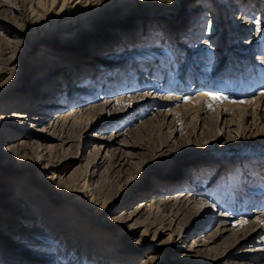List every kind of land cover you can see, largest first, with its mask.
I'll use <instances>...</instances> for the list:
<instances>
[{
  "label": "rangeland",
  "instance_id": "1",
  "mask_svg": "<svg viewBox=\"0 0 264 264\" xmlns=\"http://www.w3.org/2000/svg\"><path fill=\"white\" fill-rule=\"evenodd\" d=\"M2 1L13 6L0 9V63L13 53L21 59L15 58L9 64L20 78L14 86L7 84L4 87V92L15 93V97L1 98L0 102L5 106L0 112L4 109L24 111L25 103L20 104L19 109H14L12 104L24 102L35 89L38 96L50 87L61 95L66 85L62 74L65 78L69 76L70 89L95 84L92 81L85 83L86 78L112 83L107 89H96L93 95L92 92L84 94L87 95L84 102L73 101L61 108H51L39 124L26 118L21 123L22 119L16 118L19 128L39 133L55 119L57 112L78 105L84 109L96 104L100 107L105 102L103 97H128L138 93L147 96L144 103L130 110L112 106L109 112L98 111L93 125L78 131L80 141L77 130L72 131V140L63 147L67 153L78 154V158H72L62 173L55 172L51 176L52 172H44L48 164L46 158L50 155L46 148L42 162L39 166L35 163L40 169L33 168V164L23 168L6 155L0 158V264L64 263L58 261L61 260L57 254L58 243L39 233L42 224L26 222L34 208L40 213L45 210L39 206L41 202L29 196L27 189H23L22 195L17 180L27 181L30 174V178L39 180L46 194L51 195L58 187L65 189L62 181L72 178V174L92 161L97 148L105 160L98 168H92L90 162L87 171H94L87 182L90 187L99 188L100 198L97 199L98 206L87 213L91 220L96 219L94 224H89L92 229L102 230V239L92 244L87 241L89 237L78 241L93 247L90 256L81 244L75 246L81 264H144L149 260L148 255L157 259L152 264H264V237L258 232L260 226H264V59L258 58L264 55V0H81L82 3L78 0H32L38 21L33 25L26 22L27 30L22 29L29 14L27 0H0V3ZM3 10L9 13H3ZM60 10H70V16L83 24L72 20L67 22L72 26L70 31L64 29L56 37L50 36L49 29ZM245 15L248 17L244 18ZM248 18L252 22L246 20ZM259 20L261 32L257 35ZM236 25H242L241 30L246 31L238 33ZM82 26L84 30H81ZM243 39L252 40L242 45ZM212 45H220L217 55L211 50ZM42 49L50 51L51 55L40 51ZM245 50L249 51V60L242 57ZM55 57L59 58L52 60ZM217 58L222 60L220 76L212 67ZM64 60L66 64L62 69L66 68L65 73L49 77L52 67H60ZM152 61L168 62L170 70L165 72L160 66L147 70ZM180 63L186 66L183 76L193 70L196 73L190 80L182 77V81L175 83L174 79H179ZM140 64L146 67L139 77H135L136 70L132 69L139 70ZM232 72L245 73L244 79L250 82L249 85L244 86L239 80L234 84L232 79L237 76L228 74ZM6 74L2 83L11 75ZM155 76H158L157 82L149 81ZM218 79L223 83L219 84ZM125 82L127 84L121 86ZM205 89L210 94L223 91V97L229 102L259 97L258 111L255 116L242 121L232 112L219 114L217 104L222 103L223 97L211 98L206 102L209 106L190 108L185 112L187 114L165 101L168 91L185 94ZM8 141L15 147L26 140L17 136ZM126 142L138 146H125ZM163 144L167 146L160 157L158 151ZM58 152L63 151L59 149ZM118 156H123L129 164L112 169L109 162ZM4 170L12 176L14 172L21 174L6 179L2 175ZM40 175L64 180L55 178L53 184H44ZM211 180L214 181L208 185ZM178 192L193 194L194 201L192 209L174 223L167 225V220H160L154 224L155 228L150 227L144 232L143 225L127 228L136 217L122 222L124 213L135 209L137 202L158 201L162 195L173 202L172 198H176ZM101 198L108 200L106 205L101 204ZM58 199L52 210L68 218L64 211L66 198L60 196ZM109 200H115L117 205L110 208ZM76 207L78 211L85 210L84 204ZM258 209L261 211L254 213ZM158 212L161 216L167 215L166 209L159 207ZM239 217H244L245 223L235 232L233 228ZM80 219L73 215L71 220L81 222ZM139 221L146 222L145 214ZM29 223L36 224L30 228ZM162 226L163 229H159ZM219 230H224L221 236L208 242L210 235ZM28 237L30 242L35 239L34 242L49 244L43 250L48 255L38 256L32 244L23 241ZM111 240L118 248L106 254L107 243ZM189 248L195 251H189ZM67 254L65 251L64 255ZM108 258H114V261L107 262ZM218 258L222 259L218 261Z\"/></svg>",
  "mask_w": 264,
  "mask_h": 264
},
{
  "label": "bare ground",
  "instance_id": "2",
  "mask_svg": "<svg viewBox=\"0 0 264 264\" xmlns=\"http://www.w3.org/2000/svg\"><path fill=\"white\" fill-rule=\"evenodd\" d=\"M79 3H82L81 0H78ZM22 2V1H21ZM25 2V0H24ZM27 3L30 4L29 5V9L28 12L29 14L27 15L24 24L22 25V29L27 30L26 28V22H29V24L31 23V25L35 24L37 20V12L34 10L33 8V3L32 0H27ZM13 5L9 4L6 1H2V3H0V9H5L12 7ZM71 8V7H70ZM67 9V8H66ZM10 10V9H8ZM3 13H9L5 12L4 10L2 11ZM56 17L57 19L54 21L53 26L49 29L50 30V36L54 35L56 37V35L58 33H62L63 30L64 31H70L72 28V26L67 23L70 22L72 20H75V23H79V25L83 24L79 22V19H74V17L70 16L71 12L69 11H65V10H60L59 12L56 13ZM241 16V15H240ZM248 16L245 15L244 18H247ZM264 17V16H263ZM72 18V19H71ZM242 18V17H240ZM237 20V19H236ZM249 21V18L246 19ZM252 22V21H249ZM37 23V22H36ZM260 20L257 21V25H258V29H257V35H259V33L261 32V25H260ZM30 26V25H29ZM69 26V28H68ZM244 26V25H243ZM237 29H238V33L239 32H245L246 30H241L242 25H236ZM84 30V26H82L81 30ZM85 35L84 34H80L81 37H83ZM252 39L249 40H245L243 39V44H249L248 42H250ZM247 41V43H246ZM205 42V41H204ZM208 43V42H207ZM255 43V42H254ZM253 43V45H254ZM220 45H212L211 50L215 51V55H217L220 52ZM40 51H46L45 49H42ZM47 52V51H46ZM248 50L243 51L242 57H247V59L250 57ZM48 54L51 55V52L48 51ZM4 57L6 56L7 52L4 53ZM40 54V53H39ZM46 54V55H48ZM49 57V56H47ZM15 58H19L21 59L20 55H17V53H13L11 56L5 57L2 59L1 63H0V99L4 98V97H15V93L9 92L8 94L6 92L3 91L4 87L7 84H10L12 86H14V84H16L18 82V79L20 78V74H16L12 71V69H10L9 64L13 63L15 61ZM59 57H55L52 60H57ZM258 58H261L262 60L264 59V55H260ZM250 59V58H249ZM248 59V60H249ZM97 60L96 59H93ZM63 61V60H62ZM163 61V60H162ZM56 63V62H55ZM72 63V62H71ZM143 63V62H142ZM160 61H156V62H151L150 66L147 67V70L153 69V67H156V69L160 66L161 69L160 70H164L165 72L169 71L170 69H168V62L166 63L165 61L160 64ZM264 63V60H263ZM47 64V63H46ZM66 64V61L64 60V62L62 63V65L60 67H52L53 70L50 71L51 73L49 74V77H52L53 74H60L64 72V69H62V66ZM222 64V60L220 58H217L215 60V63L212 65L213 69L217 70V76L221 75L222 72H220L222 70V67L220 66ZM141 65V64H140ZM146 67L145 64H142L141 67L139 68V70L137 69H132V70H136L134 73V76H138L140 75V72L144 70V68ZM186 66H182V63L179 64V69H178V76L179 79H174L175 83H178L180 80L182 81V77L186 80H190L191 79V75L196 73V71L189 72L186 73V75L183 76L184 74V70H185ZM143 68V69H142ZM235 70V69H234ZM7 72V74H11L10 77L6 78L5 82H1L2 77L5 76V73ZM65 73V72H64ZM238 72L236 73H228V74H232L237 77L233 78L232 81L235 80L234 84L236 82L242 81L243 85H249L244 79V76H246L245 73H240L239 75H237ZM6 74V75H7ZM99 74V72L94 76L96 77ZM133 75V73H131ZM160 74V73H159ZM161 75V74H160ZM89 76V75H88ZM87 76V77H88ZM159 76V75H158ZM158 76L155 77H151L149 78V81L151 82H157V78ZM177 76V75H176ZM239 76V77H238ZM48 77V78H49ZM62 79H66L65 83V88H63L61 95H59L57 92H55L54 90H51L50 88L45 89V91L43 93H41V95L38 96V91L35 89V91H32L29 93L28 96H26L24 98V102H20V101H15L12 104V107H14V109H19L20 104L25 103L26 104V109L24 111H8V110H1L0 112V158L3 155H6L7 157H9L10 160H15L17 162H19L21 165V167L25 168V166H29L31 164H33V168H36V166L42 162V160L44 159V149H49L50 155L46 158L48 161L47 166H45V173H51L53 176L55 174V172H59L61 171V173L63 172L62 170H64V166L65 168L68 167L71 162L73 161L72 158H78V154L76 153H67L65 151V147H63L65 145L66 142L72 140V137L74 135V132L77 130L81 132V130L83 128H86L88 125H93L94 123V117H96L97 112H103V111H107L109 112V108H111L113 106L114 109H117L115 106H120L119 110L121 108H128L129 110L136 105H139V103H144V101H146V97L147 94H142V93H138L135 96H128V97H123L121 96H117V97H112V98H107V97H103L105 99V102H102V106L97 107L96 105L93 106H89V107H85V109L83 107H80V105L78 106H71L68 107L66 110H64L63 112H57L55 114V119L52 120L50 123H48V125H45L44 129L39 130V133H32L30 131H28L27 129H23V128H19L18 126H16L17 124L15 123V119L16 118H21L22 121L21 123L25 122V118L26 119H30L29 121L32 122H36L37 124H39V122L44 120V116L46 117V115L48 114V110H51V108H56V107H64L67 106L65 104L70 103L73 101L77 102H81L85 99V97H87V95L85 96L84 94L86 93H91V95H93V93L95 92L96 89H107L109 85H111L112 83L108 81L105 82H96V80H91L86 78L85 79V83H90L92 81V83L95 82V84H91L88 85L87 87H75V89H70L69 88V84H68V77L65 78V75L62 74ZM130 77V76H129ZM98 78V77H97ZM243 78V79H241ZM70 79V78H69ZM183 79V80H184ZM87 80V81H86ZM136 80H138V78H136ZM135 80V81H136ZM52 81V80H51ZM127 81V80H126ZM137 82V81H136ZM184 83V81H183ZM218 83L222 84V79H218ZM80 84V83H79ZM126 85L127 82L121 84V86ZM197 84V82H196ZM175 86H177V88L180 87V85L175 84ZM185 86V85H184ZM98 91V90H97ZM223 91H219L216 94H210L207 89H205V91L203 90H197L195 91V93L193 92H187L185 94L181 93V92H177V94L174 91H168L165 94V101L175 105V107L177 106V108H179V110L184 111V113L189 110L190 108H194L196 107L197 109L199 107H205L209 106V104H207L206 102L212 98H215L217 96V98L219 97H223ZM198 93V94H197ZM222 103L217 104L218 106V112L221 115H226L230 112L235 113L238 117V119H241L242 121L245 120V118H247L248 116H255L257 111H258V107H259V97L256 98H250L247 100H242L241 102H229L228 100L225 99V97L221 98ZM10 102V101H9ZM84 102V101H83ZM11 103V102H10ZM0 108L3 109V107L5 106V103L0 102ZM100 104V103H99ZM113 104V105H112ZM213 104V103H212ZM4 105V106H3ZM97 107V108H95ZM83 108V109H82ZM125 110V109H123ZM113 111V110H112ZM34 112V113H32ZM170 111H168V113H166V115L169 114ZM187 114V113H185ZM91 116L92 119L89 118V116ZM241 121V123H242ZM15 124V125H14ZM5 131V132H4ZM76 132V131H75ZM80 132H78V141L79 140V136H80ZM73 133V134H72ZM17 136H21L22 139L25 138V142H22L21 144L18 143L16 144L15 147H12L9 143V139L12 138H16ZM12 141V140H11ZM51 144V145H49ZM165 144V143H164ZM163 147H161L162 149H160L158 152H161L159 154V156L161 157L165 151L164 149L166 148L167 145H164ZM125 146H129V147H137L138 145L136 143H129L126 142V144H124ZM162 146V144H161ZM104 147H107V144H104ZM61 149V151L63 152H58V150ZM101 149V148H100ZM126 150V149H125ZM36 151V152H35ZM99 152V148L96 149L94 157L92 159V161H88L86 166L82 168V170H78L75 174H72V178H68L67 180L62 179L61 177H57L55 176V178H58L60 180H64L62 182L63 183V187L65 189L62 190L61 187H58L56 189L53 190V193L50 195L46 194V189L42 188V184H40L39 180H34L32 178H30V174L27 178V181H25L24 179H19L17 180L18 182V190H20V188L22 187V195L24 194L23 189H27L26 192L29 194V196H32L33 198H35L36 202H41L42 204L39 205L41 207L42 210H45L44 212H42L45 216H42L40 213V211H38L39 209H33L32 211V215H29L26 218V222H30V220L32 222H40L42 225H40V229H39V233H43L45 235V237H49L47 239H53V241H55L56 243H58L57 245V249H58V256L59 259L58 260L60 263L61 261H64V263L61 264H81L80 263V255L79 253H75V246L77 244H81L78 243L81 242V239H84L86 237H89L87 239V241L89 242V244H92L93 241L95 240H99L102 239V233H101V229L96 228V229H92L89 223H93V221L95 220H91V216L88 215V211H90L89 209H92L97 207L98 203L97 199L98 198V192L100 191L99 188H92L90 187V183L87 182L88 178H91L93 176V171H90L88 169L87 171V166L90 164H92V168L96 167L98 168L103 161L105 160L104 156L101 157L100 154H98ZM127 153V156H129V151L125 152ZM61 154V155H58ZM98 155V157H97ZM156 155H158V153H156ZM35 163L37 165H35ZM110 163V167L113 169L116 166H122L125 164H129V162L124 160L123 156H118L115 159H112ZM37 166V167H38ZM89 167V166H88ZM40 169V167H38ZM4 174L3 178L6 179H11V177L13 176H19L21 173L20 172H14L13 176L9 173V171L7 172V170L3 171ZM33 175V173L31 174ZM57 175V174H56ZM43 178L41 179L42 183H47V184H53V177L47 178L44 177V175H40L39 178ZM45 178V179H44ZM214 178V177H213ZM212 178V179H213ZM211 179V178H210ZM24 180V181H23ZM35 181V183H34ZM214 180L209 181V184H212ZM34 185H33V184ZM44 183V184H45ZM101 183V182H100ZM62 184V183H61ZM104 182H103V186H104ZM100 186H102L100 184ZM102 186V187H103ZM51 187V186H50ZM52 188V187H51ZM256 187L253 188L252 191H255ZM102 190V188H101ZM259 190V189H257ZM95 192V193H94ZM103 195V194H102ZM65 197L66 198V204L64 205V211L66 212V214L68 215V218L62 216V215H58V213L56 214V212L54 210H52V206L56 205L58 203V197ZM191 197V198H190ZM86 198V199H85ZM161 199H159L158 201H144L141 200L139 202L136 203L135 205V209H131L132 211L129 212H125L124 216L122 217V222L126 223V221L132 219L133 217L135 219L134 223H130V225H128L127 228H133L139 225H143L146 229H144V232L150 228V227H154V224L159 223V221H163L167 220V225H170L172 223H174L178 217L180 215H184L186 214L185 212H189L190 209H192V203L194 201L193 198V194H187L184 192H178L177 193V197L176 198H172L171 200L173 202H170L168 198V196L166 198H164V196L162 195V197H160ZM193 198V199H192ZM106 199V198H105ZM101 198V203L102 205H106L105 202H107L108 200H105ZM161 200V202H160ZM123 201V200H122ZM111 202V203H110ZM118 204H120L121 202H117ZM169 203V204H168ZM79 204H84V211H78L77 210V205ZM109 207L112 208L115 205V200H109ZM117 205V204H116ZM115 205V206H116ZM169 206V207H167ZM191 206V207H190ZM108 207V209H110ZM159 207L161 208V210L166 209L167 215L165 216H161V214L158 212ZM16 209V208H15ZM104 211H106V209H104ZM261 210L258 209L256 211H254V213H259ZM145 214L146 216V222L144 221H139L140 217ZM188 214V213H187ZM50 215V216H48ZM78 215V217H81L80 221H75V220H71L72 217ZM182 215V216H183ZM225 214H222L221 216H224ZM51 217V218H50ZM13 218V217H12ZM47 219V221H45L44 219ZM240 220L238 221L237 225L234 226L235 228H233V231H239V229H242V225L245 223V221L243 222L242 219H245L244 217H239ZM247 220V219H246ZM34 223V224H36ZM260 223V222H259ZM33 223H29L30 228H32V226L34 225ZM123 224V223H122ZM249 224V223H248ZM258 224V223H257ZM246 225V224H245ZM158 229V228H157ZM156 229V231H158ZM159 229H163V226L160 227ZM24 230L29 231L27 229L24 228ZM33 230V229H32ZM30 230V231H32ZM11 231H13V229H11ZM224 230H219V231H215L213 236L210 235L211 237L210 240L208 242H212V238L215 237H220L222 232ZM34 232V231H33ZM31 232V233H33ZM258 232H261L262 238L264 237V226H260ZM30 233V234H31ZM50 235L52 237H50ZM73 235V236H72ZM75 235V236H74ZM74 237H77L78 239L75 240ZM84 237V238H83ZM23 238V237H22ZM35 239L31 238H24L23 241L25 243H31L32 247H34L36 249L35 252H37L38 256H43V255H48L47 253H43V250L47 248V246H49V244H45L42 241H36L34 242ZM54 243V242H53ZM40 245V247L38 246ZM38 246V247H37ZM108 246V251L106 252V254H109L110 252L115 251L118 248V244L114 241L111 240L110 243H107ZM81 247L87 251L90 252V249H92L93 247L89 246L88 244L84 245L81 244ZM189 251H195L192 248L188 249ZM69 251V254L64 255V252ZM84 251V250H83ZM40 252V253H39ZM92 252V251H91ZM91 252L89 253V255L91 256ZM93 253V252H92ZM224 254L226 253V251L223 252ZM223 254V256H224ZM109 256V255H108ZM227 256V255H226ZM224 256V257H226ZM220 257V256H219ZM48 258V257H47ZM107 258V257H106ZM149 260L143 262L144 264H152L153 262H155L157 259L154 258L153 256L148 255ZM33 259V258H32ZM222 258H218V261H220ZM39 260V259H38ZM151 260V261H150ZM110 261H114V258H108L107 262ZM41 262V261H40ZM78 262V263H77ZM90 264H94V263H90ZM130 264V263H129Z\"/></svg>",
  "mask_w": 264,
  "mask_h": 264
},
{
  "label": "snow or ice",
  "instance_id": "3",
  "mask_svg": "<svg viewBox=\"0 0 264 264\" xmlns=\"http://www.w3.org/2000/svg\"><path fill=\"white\" fill-rule=\"evenodd\" d=\"M262 94H264V93H262Z\"/></svg>",
  "mask_w": 264,
  "mask_h": 264
}]
</instances>
